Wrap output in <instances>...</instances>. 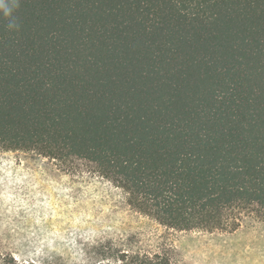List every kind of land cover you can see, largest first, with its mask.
I'll list each match as a JSON object with an SVG mask.
<instances>
[{"label": "trees", "instance_id": "obj_1", "mask_svg": "<svg viewBox=\"0 0 264 264\" xmlns=\"http://www.w3.org/2000/svg\"><path fill=\"white\" fill-rule=\"evenodd\" d=\"M11 19L0 150L90 168L176 231L264 221V0H19ZM129 246L91 264H175Z\"/></svg>", "mask_w": 264, "mask_h": 264}, {"label": "rangeland", "instance_id": "obj_2", "mask_svg": "<svg viewBox=\"0 0 264 264\" xmlns=\"http://www.w3.org/2000/svg\"><path fill=\"white\" fill-rule=\"evenodd\" d=\"M128 244L175 264H264V221L232 233L176 231L132 210L121 189L77 165L0 150V250L19 261L91 264L102 247ZM128 248V249H129Z\"/></svg>", "mask_w": 264, "mask_h": 264}, {"label": "clouds", "instance_id": "obj_3", "mask_svg": "<svg viewBox=\"0 0 264 264\" xmlns=\"http://www.w3.org/2000/svg\"><path fill=\"white\" fill-rule=\"evenodd\" d=\"M19 7V0H0V14L9 18L8 28L10 30L18 27L16 22L11 19L15 9Z\"/></svg>", "mask_w": 264, "mask_h": 264}]
</instances>
